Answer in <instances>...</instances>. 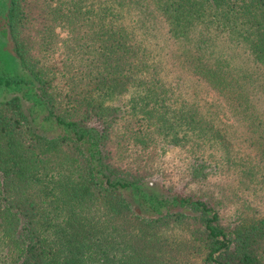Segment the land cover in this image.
I'll return each mask as SVG.
<instances>
[{
  "label": "trees",
  "instance_id": "trees-1",
  "mask_svg": "<svg viewBox=\"0 0 264 264\" xmlns=\"http://www.w3.org/2000/svg\"><path fill=\"white\" fill-rule=\"evenodd\" d=\"M5 2L0 264H264V0Z\"/></svg>",
  "mask_w": 264,
  "mask_h": 264
},
{
  "label": "rangeland",
  "instance_id": "rangeland-1",
  "mask_svg": "<svg viewBox=\"0 0 264 264\" xmlns=\"http://www.w3.org/2000/svg\"><path fill=\"white\" fill-rule=\"evenodd\" d=\"M5 1L6 0H0V4L1 2L6 4L7 2ZM4 13L3 7H0V22L4 19ZM151 40L152 41L149 44L156 52V58L164 65L167 78L169 80L173 79V82L177 81L179 83V78H184L185 75L181 70L174 66L173 61L175 58L173 57V54L174 49L176 48L175 43L168 40L161 32H156ZM60 59L61 56H57L53 60L54 64L58 65V67L60 66ZM20 67V61L14 52L12 41L9 38L3 37L2 28H0V76L5 74L15 75L20 72ZM187 82L190 84L193 83V87L190 88L194 92H197L198 97L203 98L204 101L211 102L215 106L220 105L219 101L215 98V94H213L211 90L208 91L202 85H199V83H195L191 78H187ZM217 108L218 110L215 113L219 118L217 124H220L224 128L226 127L225 129L231 128L230 124L233 122L225 115V110L220 106ZM236 146L238 147V145ZM239 147L244 153L245 148L242 146ZM153 159H155V162L161 163L167 171L172 169L171 167L173 164H182L183 160L182 155L178 153V151L173 150L166 151L164 154H158Z\"/></svg>",
  "mask_w": 264,
  "mask_h": 264
}]
</instances>
